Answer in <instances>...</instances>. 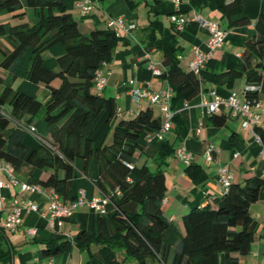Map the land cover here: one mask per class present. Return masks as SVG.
<instances>
[{
  "label": "trees",
  "instance_id": "obj_1",
  "mask_svg": "<svg viewBox=\"0 0 264 264\" xmlns=\"http://www.w3.org/2000/svg\"><path fill=\"white\" fill-rule=\"evenodd\" d=\"M141 3L149 15L144 32L163 54L161 78L174 91L173 111L179 101H191L205 91L207 81L232 86L238 78H245L247 87L257 88L245 89L244 97L264 105V12L256 21L254 36L244 42L239 62L217 73L213 59L196 75L180 65L182 47L175 27L171 23L165 25L160 15L153 12L160 0L131 2V9L135 10ZM217 8L231 27L250 24L243 11V0H217ZM4 13L12 14L20 23H0V39L7 44L0 43V68L8 73L0 74V161L9 164L20 180L23 176L22 181L55 189L67 200L76 177L77 161L88 164L95 159L96 187L107 196L121 190L119 197H112L115 209L96 215L97 233L90 235L81 230L72 239L46 241L39 252L40 259L69 252L74 246L87 251L98 248L104 264L127 261L133 264H239L234 255L251 253L258 222L250 209L259 201L264 177L254 176L243 184L233 182L221 197L192 209L178 225L164 215L162 205L167 187L162 166L169 156L176 155L177 149L165 142L155 159V170L136 164V154L145 148V135L160 130L162 119L155 117L154 107L148 105L136 116H124L115 124L118 115L115 100L93 92L97 72L104 63L112 62L122 40L113 30L97 28L82 33L65 0H0V14ZM57 45L63 46L64 53L56 58L57 69L52 70L45 66L44 54ZM28 51L32 52V59L25 77L33 84L46 87L49 97L45 102L14 87L17 69ZM55 81L60 82L58 87L53 85ZM2 109L8 110L13 120L25 119L28 124L44 111L46 128L38 149L31 150L26 145L28 133L17 128ZM105 115L113 127L112 143L95 148L93 134ZM209 120L223 126L227 118L215 114ZM173 121L178 124L182 138L185 128L177 114ZM255 130L264 148V128L260 125ZM124 161L134 168H129ZM26 168L30 171L25 174ZM37 170L51 173L43 180L34 176ZM201 172L198 165L186 167V173L193 180ZM168 230H173L178 237L173 246L164 240ZM0 264H13V252L0 247Z\"/></svg>",
  "mask_w": 264,
  "mask_h": 264
},
{
  "label": "crops",
  "instance_id": "obj_2",
  "mask_svg": "<svg viewBox=\"0 0 264 264\" xmlns=\"http://www.w3.org/2000/svg\"><path fill=\"white\" fill-rule=\"evenodd\" d=\"M141 0H91L92 10L89 16L83 17L76 6L77 0H65L67 9L72 13L79 24L82 33H89L94 29H106L107 20L111 17H125L135 23L137 29L129 35H124L118 43L111 63L105 68L103 75L107 78V85L102 92H93L106 98L115 100L117 115L114 123L117 124L122 117L130 118L136 116L141 110L150 105L147 101L137 104L131 96V81H135L138 87H148L154 91H161L169 87L166 80L161 76L153 74L151 66L156 65L161 71L164 70L163 54L157 50L155 43L149 39L144 29L149 24L148 9L143 3L135 10L131 9V2L139 3ZM243 11L250 19L246 26L231 27L229 21L217 8V0H181L176 5L174 0H160L159 5L153 12L160 15V20L167 26L170 25L169 15L175 12L183 14L189 19L185 29L178 33L179 45L182 47L180 65L188 71V64L194 57V49L208 50L209 33L198 21L197 16L203 17L208 22L219 23L226 32L224 47L214 54L216 61V72H224L230 64L240 61L243 52V44L255 34V24L259 16L264 12V0H243ZM240 17V16H239ZM235 17L234 19H238ZM0 23L16 25L20 23L12 14H0ZM0 43L7 45L1 38ZM64 53V48L57 45L44 54L45 66L56 70V58ZM32 52L28 51L21 61L17 72L15 89L46 101L49 92L43 84L29 82L25 75L30 66ZM1 61V58H0ZM0 74L6 76L0 68ZM55 87L60 85L59 81L53 83ZM247 88L245 78H238L232 86L217 85L207 81L204 89L198 97L191 101H179L174 113L178 115L184 125V135L179 137V126L173 121L172 130L166 134L165 139L149 141L146 134L143 143L144 150L136 154L138 167L147 166L152 170L157 168L155 159L158 157L161 147L169 142L178 149L185 146L194 154L193 165L201 167V175L197 180L191 179L186 173V165L176 155L167 158L162 170L166 181V202L162 205L164 215L173 223L178 225L182 217L192 209L203 207L207 200L221 197L223 189L219 183L218 170L226 166L234 177V183L243 184L248 178L254 176L264 177V148L248 128L244 126L242 117L234 116L231 109H225L219 115H225L227 120L223 126L214 125L209 119L207 109L202 105L203 100L213 101L215 93L221 98L237 95L244 99V91ZM155 117L164 120L160 109L156 111ZM264 112V105H261ZM44 111L39 113L32 124L26 123L25 119L20 122L36 128L37 136L28 134L26 145L32 149L40 146V137L45 132L46 125L43 120ZM261 127L264 128V115ZM113 139V127L109 123V116L105 115L97 124L93 134V144L99 148L103 143L111 144ZM210 145L215 146L214 159L209 162L206 152ZM76 177L71 183L67 204L73 202L80 191H85L88 199L101 197L104 194L96 187L97 164L92 159L88 164L79 160L76 163ZM30 169H25V174ZM50 171L37 170L34 176L47 179ZM22 180L25 177L21 176ZM49 188L44 187V194L24 192L21 187L12 186L2 190L5 198L4 209L0 212V247L13 252V264H104L98 248L92 247L90 251L80 250L73 247L69 252L61 255L40 259L39 252L43 249V243L59 238H73L81 230L90 235L98 232L96 214L89 208L83 207L65 220L62 228L51 230L48 228L47 217L35 212H22L23 225L17 231L4 229L9 210L14 202H32L40 206L43 212L49 209L47 194ZM115 206L110 203L106 206L107 213L113 211ZM251 215L258 222V229L251 253L245 256L236 254L239 264H264V187L261 190L259 201L251 206ZM36 230L35 236H30V230ZM177 235L173 230L165 232L164 240L173 246L177 242Z\"/></svg>",
  "mask_w": 264,
  "mask_h": 264
},
{
  "label": "built area",
  "instance_id": "obj_3",
  "mask_svg": "<svg viewBox=\"0 0 264 264\" xmlns=\"http://www.w3.org/2000/svg\"><path fill=\"white\" fill-rule=\"evenodd\" d=\"M181 0H174L176 5H179ZM77 8L80 11L81 16L87 17L90 15L92 10L91 0H77ZM204 28L208 30L209 41L208 50L202 51L199 48L194 49V57L189 62L188 68L190 71L194 72L196 75H200L203 70L206 69L208 63L213 60L214 54L221 50L225 45L226 32L221 28L219 23L208 22L203 17L197 16L195 18ZM170 23L175 27L176 32H181L185 29L189 19L183 14L177 13L169 17ZM107 29L113 30L118 38H122L124 35H129L137 29L135 23L131 22L125 17H111L107 20ZM181 59V56L179 57ZM108 64L104 63L103 67L97 72L96 78L94 80V88L97 92H102L107 85V78L103 75L105 68ZM151 69L153 74L156 76H161L162 71L156 66L152 65ZM132 86L131 96L135 103L140 104L143 101H147L152 106H157L164 120L161 129L157 132L150 133L148 135L149 141L152 140H164L166 134H168L173 128V118L174 111L171 108L172 99L174 97V91L169 86L161 91H154L148 87H138L135 81L130 82ZM247 90H257L256 87L249 86ZM213 101L203 100L202 105L207 109L209 116L215 114H221L225 109H231L234 116L242 117L244 120V126L250 130L253 136L260 141L259 136L256 133V127L260 126L262 123V118L264 112L261 108V104L252 103L250 100L240 99L237 95H232L228 98H221L215 93ZM2 113L12 120L13 124L20 129H24L28 134H32L38 137L36 128L34 126H28L22 122L15 121L11 118L8 110H1ZM121 115V111H118ZM41 139V138H39ZM261 142V141H260ZM215 146L210 145L206 152L207 161L211 162L214 159ZM176 157L183 162L186 166H190L194 160V154L189 151L185 146H181L176 151ZM124 163L131 169L134 166L124 161ZM219 183L223 189V193L227 192L232 183L234 182V177L230 170L226 166H221L218 170ZM131 181V178H128ZM20 186L24 192H32L44 194V187L38 184L28 183L22 181L13 173L12 168L9 164L0 161V212L4 209L5 198L2 195V190L9 189L12 186ZM47 194L49 201V209L47 212H43L39 205L32 202H23L18 204L14 202L11 209L9 210L6 222L3 224V228L10 231H17L23 225L22 212L25 210L27 212H35L41 215H45L48 221V228L51 230H56L57 228H62L65 220L70 218L76 210L87 207L96 215L107 214L106 206L112 203V197H119L121 195V190L117 189L115 192L111 193L110 196L103 195L101 197H95L88 199L85 191H80L78 197L67 204L63 197L52 188H49ZM166 200H163V204ZM30 236L36 235V230L32 229L29 231ZM69 239H72L69 237Z\"/></svg>",
  "mask_w": 264,
  "mask_h": 264
},
{
  "label": "rangeland",
  "instance_id": "obj_4",
  "mask_svg": "<svg viewBox=\"0 0 264 264\" xmlns=\"http://www.w3.org/2000/svg\"><path fill=\"white\" fill-rule=\"evenodd\" d=\"M155 109H156V111H158V107H155ZM125 264H133V262L132 261H127Z\"/></svg>",
  "mask_w": 264,
  "mask_h": 264
}]
</instances>
